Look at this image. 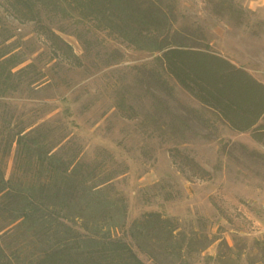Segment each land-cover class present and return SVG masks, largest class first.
Segmentation results:
<instances>
[{"label":"rangeland","instance_id":"obj_1","mask_svg":"<svg viewBox=\"0 0 264 264\" xmlns=\"http://www.w3.org/2000/svg\"><path fill=\"white\" fill-rule=\"evenodd\" d=\"M176 1L177 28L202 30L212 51L264 83V0ZM228 4L235 13L224 14ZM63 26L67 31L58 33L80 66L55 57L32 22L18 21L0 5V47L25 60L14 70L32 62L28 80L42 78L0 97V123L15 130L48 122L52 140L71 132L86 160L100 170L125 172L114 180L127 203L124 239L145 264L156 263L127 232L148 212L186 233L224 239L234 248V264H264V135L257 141L251 131L230 129L169 77L170 86H163L157 53L87 27L82 42L72 22ZM3 150L0 128V156ZM15 151L13 144L4 159L7 179ZM220 240L203 255L215 256Z\"/></svg>","mask_w":264,"mask_h":264},{"label":"trees","instance_id":"obj_2","mask_svg":"<svg viewBox=\"0 0 264 264\" xmlns=\"http://www.w3.org/2000/svg\"><path fill=\"white\" fill-rule=\"evenodd\" d=\"M176 0H0L15 19L32 22L55 57L81 65L58 32L72 22L81 29L106 31L137 50L154 52L168 77L230 129L264 135V83L212 51L202 30L177 28ZM233 14L231 4L221 7ZM244 11V10H242ZM245 12V11H244ZM9 46L0 47V97L29 83L28 63ZM44 77V76H43ZM161 79V81H160ZM31 81V82H30ZM48 122L10 128L0 123V264H145L124 239L127 203L114 180L125 172L100 170L74 146L71 132L50 137ZM16 145L14 170L5 177L4 159ZM128 235L138 251L156 264H234V248L219 237L184 232L159 212L135 219ZM215 256L203 252L215 241ZM242 256V248L235 253Z\"/></svg>","mask_w":264,"mask_h":264}]
</instances>
